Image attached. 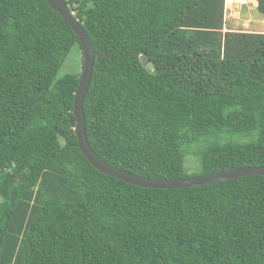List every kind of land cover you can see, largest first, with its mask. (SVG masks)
<instances>
[{
	"label": "trees",
	"instance_id": "1",
	"mask_svg": "<svg viewBox=\"0 0 264 264\" xmlns=\"http://www.w3.org/2000/svg\"><path fill=\"white\" fill-rule=\"evenodd\" d=\"M224 1L65 0L92 46L85 134L104 162L149 179L264 166V34L224 32ZM73 49L46 0H0V264H264V176L152 189L88 163L80 72L60 73Z\"/></svg>",
	"mask_w": 264,
	"mask_h": 264
},
{
	"label": "water",
	"instance_id": "2",
	"mask_svg": "<svg viewBox=\"0 0 264 264\" xmlns=\"http://www.w3.org/2000/svg\"><path fill=\"white\" fill-rule=\"evenodd\" d=\"M49 7L57 12L63 20L70 27L74 35L76 36L78 43L81 47L82 53V66L78 81V86L74 93L73 98V116L75 118V136L77 140V146L85 159L92 165L98 172L114 178L118 181H122L129 185H133L141 188L152 189H184L200 186L212 185L215 183L234 180L242 177L249 176H264L263 167H244L235 168L225 171H220L212 174L198 175L193 177H187L182 179H149L140 177L124 170L118 169L108 163L104 162L89 146L86 134H85V119L83 114V100L87 88L89 86L94 56L90 41L81 28L78 21L74 18L73 13L70 11L65 0H46Z\"/></svg>",
	"mask_w": 264,
	"mask_h": 264
},
{
	"label": "rangeland",
	"instance_id": "3",
	"mask_svg": "<svg viewBox=\"0 0 264 264\" xmlns=\"http://www.w3.org/2000/svg\"><path fill=\"white\" fill-rule=\"evenodd\" d=\"M255 7L254 0H225L223 31L264 34V19L256 12ZM143 64L151 70L148 63L143 61ZM81 66V51L73 49L66 58L60 73H77L81 71ZM186 166L190 169L187 171L189 174L198 173V164L196 167V162L190 154L186 158V164L184 163V167Z\"/></svg>",
	"mask_w": 264,
	"mask_h": 264
},
{
	"label": "crops",
	"instance_id": "4",
	"mask_svg": "<svg viewBox=\"0 0 264 264\" xmlns=\"http://www.w3.org/2000/svg\"><path fill=\"white\" fill-rule=\"evenodd\" d=\"M255 1V5H256V0H254Z\"/></svg>",
	"mask_w": 264,
	"mask_h": 264
},
{
	"label": "clouds",
	"instance_id": "5",
	"mask_svg": "<svg viewBox=\"0 0 264 264\" xmlns=\"http://www.w3.org/2000/svg\"><path fill=\"white\" fill-rule=\"evenodd\" d=\"M256 5H257V2H256Z\"/></svg>",
	"mask_w": 264,
	"mask_h": 264
}]
</instances>
